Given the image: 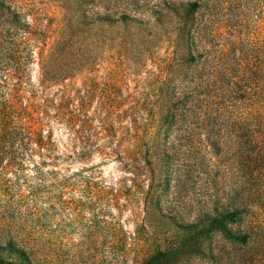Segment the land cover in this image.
Returning a JSON list of instances; mask_svg holds the SVG:
<instances>
[{
	"label": "rangeland",
	"instance_id": "rangeland-1",
	"mask_svg": "<svg viewBox=\"0 0 264 264\" xmlns=\"http://www.w3.org/2000/svg\"><path fill=\"white\" fill-rule=\"evenodd\" d=\"M168 1L0 0L2 256L11 259L6 242L15 238L41 242L47 264H143L183 235L180 221L149 201V167L150 179L144 181L123 161L103 162L96 152L68 156L74 146L78 152L85 146L122 145L129 96L153 98L162 92V80L184 83L199 73L200 60L186 62L178 15L154 8ZM212 29L218 31L206 35L197 50L205 45L208 65L218 64L225 76L236 77L241 67L254 66L258 42H264V0H222L205 34ZM38 84L54 106L73 99L77 114L72 135L53 124L48 156L36 147L20 148L13 133L17 95L26 98L24 91ZM180 133L184 148L192 150L189 173L212 181L182 193L193 209L202 191L221 193L223 185L239 180L232 154L236 134L230 127ZM256 172L247 173L255 184L245 218L253 224L251 248L242 255L246 260L239 261L242 250L223 247L216 234L202 245V254L184 255L180 264L264 262V175L261 170L253 178Z\"/></svg>",
	"mask_w": 264,
	"mask_h": 264
},
{
	"label": "trees",
	"instance_id": "trees-1",
	"mask_svg": "<svg viewBox=\"0 0 264 264\" xmlns=\"http://www.w3.org/2000/svg\"><path fill=\"white\" fill-rule=\"evenodd\" d=\"M154 8L158 13L171 10L178 15L179 35L185 38L186 62L197 65L200 60L202 66L199 73L193 74L184 83L179 80L169 84L162 80L159 82L162 92L153 98L129 96L123 115L125 140L122 145L116 148L112 144L85 146L80 148L81 153L74 146L68 156H89L96 152L103 162L123 161L144 181L150 179L148 167L151 169L148 199L158 209L166 208L171 220L180 221L178 229L183 235L165 249L148 256L143 264H180L184 255L202 254V245L216 234L220 235L223 247L229 244L242 250L239 261L246 260L242 255L251 248L253 224L245 218L248 199L253 194L251 186L255 184L249 181L247 173L255 169L257 172L253 178L258 177L261 170L264 175V42H258L253 67H241L239 75L227 77L218 64L208 65L205 45L197 50L206 35L218 31L204 32L221 10L222 0H170ZM199 14L202 17L196 19ZM123 18L125 16L119 19ZM218 74H222L221 79ZM40 86L37 85L38 88ZM38 88L30 86L24 91L28 93L26 98L20 93L17 95L13 133L20 148L28 145L36 147L38 152L40 149L47 151L43 155L48 156L49 133L53 124L64 126L72 135L77 114L73 99H60L54 106L44 90ZM111 116L114 117L115 112ZM219 127H230L236 134L232 154L241 170L240 178L233 184L223 185L221 193L202 191L194 208L189 209L186 201L183 202L182 193L197 185L206 187L212 181L209 178L195 180L189 173L186 165L192 158V150L184 148L180 131L218 130ZM176 140L180 144H175ZM214 146L216 153L220 151L218 142ZM173 179L175 182L171 184ZM213 187L216 185L213 184ZM185 207H188V212ZM30 240L9 238L6 252L11 259L0 254V264H47L48 253L41 247V242Z\"/></svg>",
	"mask_w": 264,
	"mask_h": 264
}]
</instances>
